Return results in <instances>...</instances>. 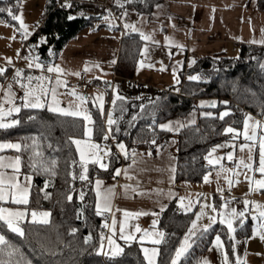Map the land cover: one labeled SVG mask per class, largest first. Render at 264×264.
<instances>
[{
  "label": "crops",
  "instance_id": "1",
  "mask_svg": "<svg viewBox=\"0 0 264 264\" xmlns=\"http://www.w3.org/2000/svg\"><path fill=\"white\" fill-rule=\"evenodd\" d=\"M132 1L110 0L112 8L119 14L118 20L113 19L108 13L100 18L90 19L57 53L53 50L50 54L41 57V54L30 44V39L35 33L39 22L43 20L48 0H22L17 14L22 16V21L27 26V38H24V30L20 28L18 21L14 20V23L0 21V62L19 63L17 69L23 70L25 78L28 75L45 77L43 83L50 88L56 87V99L62 107H75L79 103L77 97L70 94L74 90L79 96L87 98L84 107L88 110L93 103V99L102 92L99 90L83 92L75 87V79L80 74H85L90 80L104 81L110 79L116 72V65L120 58L123 33H132L140 38L142 32L150 35L151 40H141L135 68L130 79L118 77L115 81V91L122 97L132 93L147 95L155 90L174 87L178 85L180 76L183 74L186 77V70L203 57L213 55L233 56L240 44L264 46V0H161L147 13H138L131 5ZM126 24L135 26L137 31H132L131 27L125 28ZM166 37L168 38L167 42ZM25 44H29L34 51L33 65L40 63L42 66L46 65L47 68L49 64L58 65L62 69V73H49L47 68L42 70V68L34 66L29 68V60L26 59L22 51ZM142 48L146 49L144 55H141ZM113 59L116 60L114 64L111 63ZM189 61H192L191 65ZM174 68L176 79H174ZM16 70L13 73L8 70L4 80L0 79V99H3L4 90L11 83L12 91L16 97L14 103L20 105L23 89L13 79ZM76 73H79V75H76ZM58 75L60 80L65 82L64 86L56 85ZM49 81H51V84H49ZM48 99H51V92L48 94ZM103 101L104 103L106 101L104 94ZM201 102H204L203 106ZM212 102H215L214 107L209 106ZM194 104L195 107L191 112L184 116H174L164 120L158 124V128L162 130L159 125L168 122H172V127H178L179 123L184 124L185 127L192 126L203 118L216 116L219 118V113L225 111H215L218 106L216 98H197L194 100ZM97 108L99 110V105H97ZM44 109L47 110V104L42 109L22 108L21 110ZM207 112L214 115H202V113ZM246 115L252 117L253 123L255 121L264 122V119L259 116L249 113ZM189 121H194V123L189 124ZM243 122L244 119L241 127L236 128L240 130L239 136L233 139V134H225L226 139L216 144L222 145V147L216 148L212 157L218 158L219 163L211 165L204 158V163L209 169L206 173L209 177L207 182L204 177L198 183L175 182L177 144L175 136H172L167 144L154 155L135 153V163L119 166L118 169L121 170L119 175L115 173V176L111 179L94 178L92 180L93 188L97 179L103 181L102 188L114 186L112 211L109 213L108 235L111 234L109 229L113 226V219H115V235L113 237L115 242L121 246L136 242L144 259L142 247L152 248L159 247V245H153L148 241L140 242L139 236L143 230L150 232L154 230L162 231L158 227V220L161 213L172 201H175L178 207L181 198H183L182 202L184 204L191 202V211H194L192 220L196 219V213L201 211V205H213L219 210L224 200H230V207H235L238 211L244 209L245 200L264 206V189H258L255 184L256 180L264 179V177L258 171H249L242 166L237 167L236 164L237 161L244 160L245 163H251L253 169L259 167V140L257 138L255 142L245 141ZM162 131L176 133L167 130ZM260 135H264V127L257 128V137ZM2 142L16 143L19 141L17 139L0 140V143ZM98 144L101 148L106 146V150H110V154L112 153V148L105 143V139ZM241 144L253 145L251 161L248 160V148L245 147L241 150ZM116 149L121 153L117 146ZM229 152L233 154L232 160L227 158ZM0 155L11 158L20 155V153L13 149H4L0 151ZM108 157L103 162L107 163ZM221 164L226 171L218 177L217 172ZM173 167L175 168L174 173L171 170ZM124 170H127L130 179L125 176ZM229 170L237 171L240 175L234 176L233 171ZM4 171L10 173L12 170L5 169ZM245 174L252 177V191L249 190V181L245 179ZM26 175L30 174L22 172L21 164V172L17 179L22 184H28V181L25 180ZM225 177H229L234 181L231 188H229ZM31 186L32 176L29 199ZM218 188L222 192H218ZM95 200L96 193L94 192V207ZM2 206L9 208L25 207L12 204L10 201ZM162 207L163 211H161ZM179 208L184 211L183 208ZM31 210L29 209V219ZM124 211L146 214L125 218ZM204 211L206 215L197 222L200 226L209 223L208 215H216L210 208L206 207ZM243 219L244 223L249 224L250 229L246 237L237 238L232 233L233 244H235V260L237 261L239 258L243 264H264V241L260 239L259 234L253 236V227L257 226V221L253 219L251 204H249V211L245 213ZM121 220L125 221V234L134 233L137 239L129 243L120 239ZM154 220L156 221L155 225H153ZM217 222L219 223V220ZM236 224L234 222V226ZM137 226L142 230L141 232H135ZM216 237L212 239L209 248L202 255L201 261L206 259L208 264H222L226 250L221 238L223 247L219 249L216 247L213 243ZM104 249H108L107 242Z\"/></svg>",
  "mask_w": 264,
  "mask_h": 264
},
{
  "label": "trees",
  "instance_id": "2",
  "mask_svg": "<svg viewBox=\"0 0 264 264\" xmlns=\"http://www.w3.org/2000/svg\"><path fill=\"white\" fill-rule=\"evenodd\" d=\"M21 1L0 0V7L11 6L17 14ZM160 1L133 0L131 5L138 13H147ZM55 4L56 0H48L43 24L31 37L30 42L36 41V36L43 32L46 35V42L53 45V50L57 53L87 21L69 19L70 11L81 4L74 3L62 9L56 8ZM0 21L14 23L6 11L0 12ZM140 45L141 39L137 35L123 33L120 58L115 72L118 77L130 79ZM38 53L40 54V51ZM45 55L44 53L40 56ZM262 63L264 46L240 44L233 56L213 55L197 60L186 70V77L182 74L178 85L174 87L155 90L147 95L128 94L123 100L117 99L115 106L112 91L110 110L117 123L112 125L108 137L116 146L122 142L125 149L132 153L154 155L172 136H175L177 141L175 182L198 183L209 170L204 163V157L214 145L226 139L223 131L226 126L240 128L248 113L264 119V115H261V105L264 104V71L260 67ZM7 74L5 72L0 75V79L4 80ZM192 75H198L201 79L189 80L188 77ZM113 89L116 90L115 84ZM197 98H216L218 106L215 111L229 110L230 113L223 120L217 116L200 119L197 124L182 128L176 133L158 128V124L164 120L191 112ZM224 101H227V104L223 103ZM141 105L144 106L143 110ZM88 111L95 122L92 139L100 143L104 140L108 126H103L102 114L97 107L90 105ZM17 115L21 123L6 131L0 130V140L17 139L21 144L31 145V138L36 137L38 149L43 151L44 157L57 160V174L48 176L31 170L28 152L24 149L20 152L22 172L32 176L28 208L50 213L48 225L25 223L24 239L8 233L9 238L21 246L26 259L32 260L33 264H50V261L53 264H59L60 261H63V264H146L136 242L123 244L124 251L115 261L102 254L98 255L95 251L100 247L103 220L102 215L95 214L92 180L113 178L120 166L119 156L112 151L107 160L109 164L107 170L89 164L87 173L89 179L82 181L79 179L81 172L79 156L69 137L83 138V121L73 126L69 122L71 118L61 117L45 109L21 110ZM29 115L35 116L36 119L29 120ZM153 140L154 144L151 143ZM73 160L76 161L75 165L72 164ZM70 172L74 173L75 179L69 175ZM45 181H48L47 187ZM69 191L73 193L72 201L66 199ZM45 193L50 195L45 198ZM81 193L83 199H80ZM78 210L81 213L79 218ZM193 214L194 211L181 210L175 201L170 202L161 213L158 227L165 233V242L159 245L161 249L157 259L159 264L170 263V257L191 225ZM71 228H76V233L70 234ZM235 228L234 235L237 238L246 237L250 229L247 222L243 226L236 224ZM89 235L92 239L85 244L84 238ZM215 236L222 239L229 264H237L234 257V241L229 238L226 227L218 222L202 236L193 238L195 243L178 264H199ZM39 244L60 249V254L55 258L41 256L38 254Z\"/></svg>",
  "mask_w": 264,
  "mask_h": 264
},
{
  "label": "snow or ice",
  "instance_id": "3",
  "mask_svg": "<svg viewBox=\"0 0 264 264\" xmlns=\"http://www.w3.org/2000/svg\"><path fill=\"white\" fill-rule=\"evenodd\" d=\"M70 7V5H65ZM159 7V5H157ZM7 12L8 16H10L13 20H16L20 23V28L24 30V38H27L28 32H27V26L24 25L22 21V16L19 14H16L11 6L8 7H0V12ZM73 17L69 16V19H72ZM107 19V18H105ZM131 27L132 31H137L135 26L125 25V28ZM141 40H151L150 35H146L144 33H140ZM166 42L168 38H165ZM41 42H43V38H41ZM256 42V41H253ZM181 47V46H178ZM146 49H141V55L145 54ZM26 59L29 60L28 67L32 68L33 66L36 68H42V65L40 63H35L33 65L32 60L34 58L26 57ZM10 63V60L8 61ZM116 60L113 59L111 63H115ZM192 61H189V64L191 65ZM138 62V67H139ZM261 70L264 71V63L260 65ZM87 70V66H86ZM163 70V69H162ZM6 69L4 67H0V75L4 74ZM47 71L49 73L56 72L58 74L62 73V69L57 65H48ZM175 68L173 69L174 73V79L175 77ZM76 75H79V73H76ZM13 79L15 82L23 89V96L20 97L22 100V103L20 105H17L14 103L15 100V93L12 91V85L11 83L8 85V88L4 90V97L3 99H0V130H8L11 128L16 127L21 123V120L19 119L18 115L21 112V109H42L47 104V110L50 113H56L61 117H68L71 118L69 121L73 126H76L79 124V122L83 121V138H76V137H69L71 140V143L75 145L76 153L79 156V164L81 167V172L79 175V179L84 181L88 180L89 177L87 175L89 171V164H93L98 166L101 169L107 170L109 167L108 163L103 162L106 157L110 155V150H106L105 148H101V146L94 142L92 139L93 133H94V120L93 117L88 111L84 105L86 104V99L83 96H79L74 90L70 93L73 96H76L79 100V103L75 105V107H62L58 103L56 97H57V91L56 87H49L48 85H45L43 81L46 79L43 76L39 77H33L31 75H28L26 78L23 75V70L17 69L14 73ZM189 80L196 81L200 80L201 77L198 75H192L188 77ZM35 81V83H33ZM178 82V80H177ZM63 81L60 80L59 75L57 76L56 85L57 86H64ZM49 84H51V81H49ZM51 92V99H48V94ZM255 96V93H253ZM117 99L123 100L125 99L122 96H119L115 89H113V106H115V101ZM103 94H98L94 99L92 106L97 107L99 105V111L103 115L104 108H103ZM223 103L227 104V101H224ZM7 105V107H5ZM201 105H204V102H201ZM209 106L214 107L215 102H212ZM262 111L261 115H264V104L261 105ZM144 106L141 105V110H143ZM202 115L205 116H213L214 114L211 112L202 113ZM229 115V110H225L223 112L219 113V118L221 120L224 119L225 116ZM136 117L134 116L133 119ZM29 120H35L36 117L33 115L28 116ZM117 121L113 118V112L109 110L107 112V121L106 124L108 126V131L104 133V139L107 140L108 136L110 134L112 125L116 124ZM179 123V122H178ZM189 124L194 123V121H189ZM172 122H168L167 124H160L159 127L162 130L167 131H173V132H179L181 128L185 127L184 124L179 123L178 127H172ZM258 127H264V122L261 121H255L252 122V117L250 115H246L243 122V135L245 141H253L255 142L258 138L259 140V167L253 169V166L251 163H245L244 160H239L236 162L237 167H244L248 169L249 171H258L261 173L262 177H264V135H260L257 137V128ZM117 131L119 129L117 128ZM225 134L231 133L233 134V139H235L237 136L240 135V130L233 128V127H225L223 129ZM32 143L29 144H21L19 142L12 143V142H2L0 143V151L4 149H13L17 153H20L22 149L28 152L29 154V168L36 172H42L48 176H55L56 173V167H57V160L55 158H51L50 160L44 157L43 151L38 149V140L36 137L31 138ZM151 143H155V140L151 141ZM51 147V145H49ZM118 149L121 151L122 154L127 157V151L125 149V145L121 142L117 144ZM222 147V145H216L204 158L208 161L211 165H216L219 163L218 158H213L212 154L216 151V148ZM245 147L249 150V156L248 160H252L251 151L253 145L251 144H241L240 148L243 150ZM151 155V153H149ZM133 156H135V153L133 152ZM227 158L229 160L233 159L232 152L227 153ZM135 163V161H134ZM21 164H22V156L16 155L11 158H6L3 155H0V264H33V261L30 259H26L25 254L21 251V246L14 242L12 239L9 238L8 233L15 234L21 239H24L26 236L25 228L23 225L25 223L28 224H43L48 225L49 224V217L50 213L48 211H37L35 209H32L30 211V219L29 217V208L27 207L29 205V187H30V181H31V175H26L25 180L28 181V184H22L17 177L20 175L21 172ZM72 164L75 165L76 161L73 160ZM5 169H11L12 171L10 173L5 172ZM172 172H175V168L173 167ZM120 169L116 170V174H120ZM226 171L224 169V166L221 164L220 169L217 172V176L219 177L222 172ZM233 171L234 176H239L240 173L234 170ZM124 174L127 178L128 173L127 170H124ZM75 179L74 173H69ZM209 179L208 175L206 174L204 176V180L207 182ZM245 179L249 181V190L252 191V177H249L245 174ZM225 180L231 188L233 186L234 181L229 178L225 177ZM238 182V181H236ZM48 181H45V187H47ZM103 181L97 179L95 182V187L93 188V191L96 193V200H95V214L97 216H101L104 213H111L112 211V198L114 195V186L109 188H102ZM255 184L258 189H264V179H259L255 181ZM127 187V186H125ZM218 192H222L221 189H217ZM50 194L45 193V198H47ZM223 198V197H222ZM66 199L68 201L73 200V193L72 191H69L67 193ZM80 199H83V193L80 195ZM11 202L15 205H23L25 207H17V208H9L2 206L4 203ZM183 198H181V203L179 204V207L183 208L185 212L191 211L192 205L191 202L188 204H184ZM231 201L230 200H224V203L220 206V209L217 210L213 205H201V211L196 213V219L192 220L191 225L188 228L187 233L185 234L184 239L181 241L180 245L175 248L174 254L170 257V264H178L181 257H183L188 250L192 247V245L195 243L194 237L202 236L204 233L208 231V229L211 227L212 224H215L217 220H219V223L222 225H225L227 228V232L229 234L230 239H234L232 237V233L235 232L236 228L234 226V222L243 226L244 225V216L245 213L249 211V204L252 205V214L253 219L257 221V226L253 227V236L259 234L260 239L264 241V206H261L259 204L253 203L251 201L245 200L244 201V209L243 210H237L235 207H230ZM210 208L213 213H216V215H208L209 223L207 225L200 226L197 222L206 215V212L204 211L205 208ZM161 211H163V207L161 208ZM146 213H130L127 211H124L125 218H129L132 216H139L144 215ZM81 213L78 210L77 216L80 217ZM115 224L116 221L113 219V226L109 229L110 235L107 237L104 236V234H101L100 237V247L96 248V254L100 255L103 254L104 256L108 257L110 260L115 261L117 257H119L124 249L121 245L115 242L114 235H115ZM156 224V221H153V225ZM108 224L106 222L102 223V228H108ZM259 229V231H258ZM76 228L70 229V234L76 233ZM142 230L137 226L135 229V232H141ZM59 239V237H58ZM92 239L91 235L86 236L84 238V243L88 244L89 241ZM107 239L108 249H104V240ZM120 239L124 240L126 243H129L137 237L134 233H128L125 234V221H120ZM139 241L144 242L148 241L153 245H160L163 242H165V233L163 231L154 230V231H148L143 230L142 234L139 236ZM63 243V241H61ZM213 243L216 245V247L222 248L223 245L221 243L220 237L217 236L216 239L213 241ZM39 255L41 256H50V257H58L60 254V249H53L49 248L44 244H39ZM233 249L235 250V244H233ZM142 252L144 253V259L147 262V264H159L157 257L161 254V249L159 247H152V248H146L142 247ZM32 251H36V249H32ZM50 264H53L52 261H50ZM59 264H63V261H60ZM199 264H208V261L206 259L199 262ZM222 264H229V259L227 254L225 253L223 256ZM237 264H241L240 259H237Z\"/></svg>",
  "mask_w": 264,
  "mask_h": 264
},
{
  "label": "built area",
  "instance_id": "4",
  "mask_svg": "<svg viewBox=\"0 0 264 264\" xmlns=\"http://www.w3.org/2000/svg\"><path fill=\"white\" fill-rule=\"evenodd\" d=\"M74 3H79L81 6L73 9L70 11L69 16L77 19H81L84 21H89L90 19L100 18L105 13H108L113 19L118 20L119 14L117 11H115L112 6L110 5V0H85V1H76V0H56L55 7L56 8H67L68 6L65 5H71ZM43 24V20L39 22L38 27L36 31L39 30L41 25ZM35 31V32H36ZM34 35V34H33ZM32 35V37H33ZM57 37V36H55ZM41 38H43V42H41ZM30 44L33 45V47L37 50V52L40 51V47L42 45H46L47 49L45 51V54H50L53 51V45L48 44L46 42V35L42 32L39 33L38 36H36V41L30 42ZM23 54L26 57L32 58L34 55V51L29 46V44H25L23 46ZM19 66V63L14 64H8L4 62H0V67H4L6 69L5 72L8 70L10 73H13ZM47 66L43 65L42 70H46ZM118 76L116 74L112 75L110 79L108 80H90L85 74H80L75 79V87L83 92H89L93 90H99L101 91L106 101L104 103V113L102 115V124L104 127H107L106 121H107V112L110 110L111 106V95L114 88L115 81L117 80ZM139 86V85H137ZM105 143L112 148L113 153L119 156L120 159V166L124 165H131L134 164V161H136L135 156H133V153L131 151H127V157H125L124 154L118 152L116 149V145L110 141L109 137L107 140H105ZM103 222H106L109 226L110 222V215L109 213H104L102 215ZM104 234L105 237L108 236V228H102L101 234ZM100 234V237H101ZM107 242V239L104 240V246Z\"/></svg>",
  "mask_w": 264,
  "mask_h": 264
},
{
  "label": "water",
  "instance_id": "5",
  "mask_svg": "<svg viewBox=\"0 0 264 264\" xmlns=\"http://www.w3.org/2000/svg\"><path fill=\"white\" fill-rule=\"evenodd\" d=\"M46 49H47V46L46 45H42L40 47V54L43 55L45 53Z\"/></svg>",
  "mask_w": 264,
  "mask_h": 264
}]
</instances>
